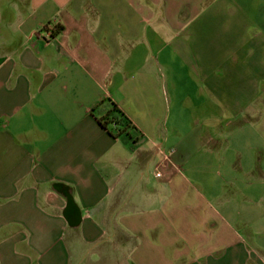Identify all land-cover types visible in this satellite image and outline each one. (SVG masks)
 Wrapping results in <instances>:
<instances>
[{
  "label": "crops",
  "instance_id": "obj_1",
  "mask_svg": "<svg viewBox=\"0 0 264 264\" xmlns=\"http://www.w3.org/2000/svg\"><path fill=\"white\" fill-rule=\"evenodd\" d=\"M0 264H264V0H0Z\"/></svg>",
  "mask_w": 264,
  "mask_h": 264
},
{
  "label": "trees",
  "instance_id": "obj_2",
  "mask_svg": "<svg viewBox=\"0 0 264 264\" xmlns=\"http://www.w3.org/2000/svg\"><path fill=\"white\" fill-rule=\"evenodd\" d=\"M109 108L106 112L98 118L100 124L106 128L111 134L118 135L126 131L129 126V121L126 119L123 112L118 106L108 100Z\"/></svg>",
  "mask_w": 264,
  "mask_h": 264
},
{
  "label": "built area",
  "instance_id": "obj_3",
  "mask_svg": "<svg viewBox=\"0 0 264 264\" xmlns=\"http://www.w3.org/2000/svg\"><path fill=\"white\" fill-rule=\"evenodd\" d=\"M44 31H45V35L47 36V37H51L52 35H53V28L50 26H47V27H45V29H44ZM155 174L157 175V176H159L160 175V172H159V170H157L156 172H155Z\"/></svg>",
  "mask_w": 264,
  "mask_h": 264
}]
</instances>
